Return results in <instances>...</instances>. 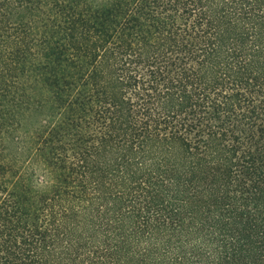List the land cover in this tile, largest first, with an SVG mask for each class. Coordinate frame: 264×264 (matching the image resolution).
Segmentation results:
<instances>
[{
    "label": "trees",
    "instance_id": "16d2710c",
    "mask_svg": "<svg viewBox=\"0 0 264 264\" xmlns=\"http://www.w3.org/2000/svg\"><path fill=\"white\" fill-rule=\"evenodd\" d=\"M0 264H264V0H0Z\"/></svg>",
    "mask_w": 264,
    "mask_h": 264
}]
</instances>
